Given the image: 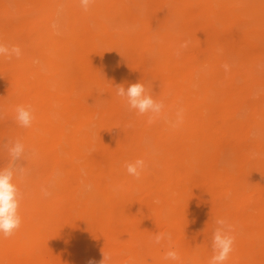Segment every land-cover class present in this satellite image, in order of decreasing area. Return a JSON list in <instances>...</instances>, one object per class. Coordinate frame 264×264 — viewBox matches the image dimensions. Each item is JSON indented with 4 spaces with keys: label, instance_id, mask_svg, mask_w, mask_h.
I'll return each mask as SVG.
<instances>
[{
    "label": "bare ground",
    "instance_id": "1",
    "mask_svg": "<svg viewBox=\"0 0 264 264\" xmlns=\"http://www.w3.org/2000/svg\"><path fill=\"white\" fill-rule=\"evenodd\" d=\"M0 41L23 50L0 57V162L20 139L28 171L0 264H98L103 251L172 264L156 232L183 264H208L221 217L236 228L226 264H264V0H0ZM136 82L165 103L152 124L116 95ZM18 104L34 109L31 128ZM137 158L139 180L125 169Z\"/></svg>",
    "mask_w": 264,
    "mask_h": 264
},
{
    "label": "clouds",
    "instance_id": "2",
    "mask_svg": "<svg viewBox=\"0 0 264 264\" xmlns=\"http://www.w3.org/2000/svg\"><path fill=\"white\" fill-rule=\"evenodd\" d=\"M95 3V0H79V4L84 11ZM55 27V25H54ZM181 48L187 47V42L183 43ZM179 51L176 55L179 56ZM23 50L18 44H9L0 41V57L12 60L20 59ZM225 71L229 70V65H223ZM116 95L122 98L129 111L135 112L139 116H147V123L152 124L161 118L165 113V103L163 100L155 99L148 91L145 84L141 82L131 83L127 87L124 85L116 86ZM15 121L22 128H31L35 119L34 109L31 105L18 104L15 107ZM177 119L173 127L182 123L183 110L178 109ZM8 154V164L0 167V238H11L22 226L23 218L20 214V207L25 193L17 183L19 178L28 174L27 169L20 164L21 160H26V147L20 139L7 140L3 146ZM34 155V153H32ZM254 156L256 154H253ZM147 162L143 158H137L132 162L125 164L128 175L139 180L142 173L147 168ZM119 186H117V190ZM41 194L48 198L53 195L48 188H42ZM216 227L212 234V256L208 264H226L230 254L234 251L236 242V228L225 218L215 220ZM151 243L161 245L166 243L168 250L165 252L163 259L171 261L172 264H183L180 252L175 247L171 233L156 232ZM103 258L98 264H111L112 256L110 253L103 251ZM88 264H97L94 260H89Z\"/></svg>",
    "mask_w": 264,
    "mask_h": 264
},
{
    "label": "rangeland",
    "instance_id": "3",
    "mask_svg": "<svg viewBox=\"0 0 264 264\" xmlns=\"http://www.w3.org/2000/svg\"><path fill=\"white\" fill-rule=\"evenodd\" d=\"M188 10L190 12L197 13L198 6L197 5H191V6L188 7ZM13 19L17 21L18 20V17H14ZM57 24L58 23H55V25H57ZM259 94H260V92H255V95L256 96H258ZM127 110H128V108H127ZM251 144H252V139H248V140L241 141L239 145L245 147V150L246 149L249 150L251 148L250 147ZM219 154H221V153H219ZM8 160H9V158L7 156L5 160H2L0 162V167L6 166L8 164ZM57 191L60 193V195H62V194H64V192L67 191V188L61 187V188H58ZM154 202L160 204L161 203V200L160 199H154ZM147 260H148V262H151L152 261V258L148 255L147 256Z\"/></svg>",
    "mask_w": 264,
    "mask_h": 264
}]
</instances>
